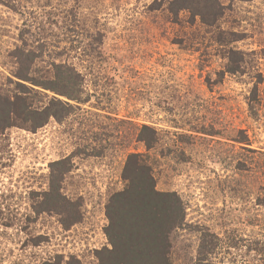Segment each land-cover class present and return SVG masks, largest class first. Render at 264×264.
<instances>
[{
    "label": "rangeland",
    "instance_id": "374dc122",
    "mask_svg": "<svg viewBox=\"0 0 264 264\" xmlns=\"http://www.w3.org/2000/svg\"><path fill=\"white\" fill-rule=\"evenodd\" d=\"M159 1L0 0V92L15 88L18 47L36 55L38 80H53V63L79 76L74 101L25 83L69 114L0 134V264H98L105 204L133 153L149 156L157 190L184 203L173 264H196L204 234L215 237L204 264H264V0H218L214 27ZM229 48L244 70L221 77ZM142 126L155 131L149 151ZM60 160L55 186L81 213L68 228L34 210Z\"/></svg>",
    "mask_w": 264,
    "mask_h": 264
},
{
    "label": "trees",
    "instance_id": "16d2710c",
    "mask_svg": "<svg viewBox=\"0 0 264 264\" xmlns=\"http://www.w3.org/2000/svg\"><path fill=\"white\" fill-rule=\"evenodd\" d=\"M156 3H159L156 6L168 3L167 11L175 18L180 12H190L191 22L198 18L207 27H214L222 16L218 0H160ZM225 53L227 63L220 76L224 73H242L244 54L233 48L227 49ZM13 58L16 64L14 77L17 80L14 82V90L0 92V134L12 127L35 130L50 118L59 122L68 115L70 105L54 97L44 100L45 94L32 91L25 83L74 101L78 100L76 95L79 92L78 85L74 82L79 78L76 71L66 64L53 63V80H38L33 77L37 57L32 49L18 47L13 52ZM258 82H261L260 76ZM41 97L44 104L42 108L36 107L33 100L36 98L38 101ZM139 136L146 151L151 150L155 142V131L142 126ZM65 161L50 164L48 190L43 193L41 202L35 201L34 210L38 214H58L60 224L68 228L81 220V213L79 205L61 196L59 187L55 186L59 179L55 171L59 170L62 176L61 165ZM121 178L124 182L123 188L112 193L105 204L107 226L104 233L109 247L104 246L95 251L98 264H173V237L185 226V206L182 199L173 191L156 189L153 168L147 154H129ZM214 239L213 235H202L196 264H204L208 254L212 253ZM41 264L80 263L76 259H70L66 263L54 260Z\"/></svg>",
    "mask_w": 264,
    "mask_h": 264
}]
</instances>
